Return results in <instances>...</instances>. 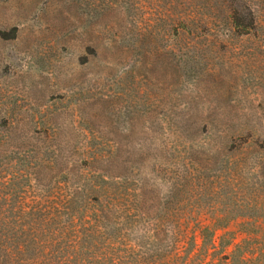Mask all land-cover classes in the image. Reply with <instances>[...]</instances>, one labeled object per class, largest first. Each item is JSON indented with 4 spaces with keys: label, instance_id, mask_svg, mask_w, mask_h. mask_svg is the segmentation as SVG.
<instances>
[{
    "label": "rangeland",
    "instance_id": "rangeland-1",
    "mask_svg": "<svg viewBox=\"0 0 264 264\" xmlns=\"http://www.w3.org/2000/svg\"><path fill=\"white\" fill-rule=\"evenodd\" d=\"M100 191L264 264V0H0V211Z\"/></svg>",
    "mask_w": 264,
    "mask_h": 264
},
{
    "label": "trees",
    "instance_id": "trees-1",
    "mask_svg": "<svg viewBox=\"0 0 264 264\" xmlns=\"http://www.w3.org/2000/svg\"><path fill=\"white\" fill-rule=\"evenodd\" d=\"M81 201L42 198L28 221L0 211V264H179L198 256L197 238L201 256L217 255L218 227L200 213L145 216L132 198L108 191L76 209Z\"/></svg>",
    "mask_w": 264,
    "mask_h": 264
}]
</instances>
